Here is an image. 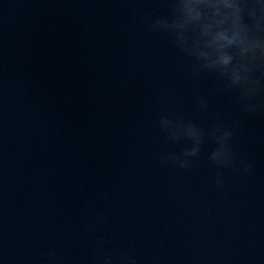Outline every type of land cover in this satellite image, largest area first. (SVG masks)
<instances>
[{
	"label": "clouds",
	"instance_id": "9594fccd",
	"mask_svg": "<svg viewBox=\"0 0 264 264\" xmlns=\"http://www.w3.org/2000/svg\"><path fill=\"white\" fill-rule=\"evenodd\" d=\"M167 13L151 17L146 31L165 35L172 47L190 61L192 77L211 75L222 90L234 93L241 113L255 117L264 113V0H164ZM200 111H207L208 100L196 101ZM239 122L231 126L212 123L207 128L176 115V109L160 115L159 133L169 142L180 145L179 151L164 152L159 156L162 165L192 170L200 158L202 147L211 142L214 147L206 159L217 169L251 174L253 166L240 159L233 149V137ZM222 172H217L214 184L225 186ZM98 200H107L109 193L99 191ZM90 218L96 223L88 225L98 230L109 217L90 209ZM103 237L89 242V255L79 264H137L127 251H109ZM36 264H78L67 255H59L55 248L37 254Z\"/></svg>",
	"mask_w": 264,
	"mask_h": 264
}]
</instances>
